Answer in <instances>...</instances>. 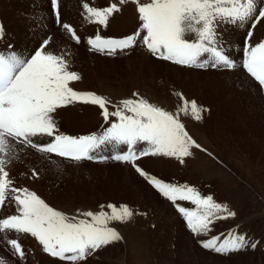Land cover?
I'll use <instances>...</instances> for the list:
<instances>
[{
	"label": "rangeland",
	"instance_id": "obj_1",
	"mask_svg": "<svg viewBox=\"0 0 264 264\" xmlns=\"http://www.w3.org/2000/svg\"><path fill=\"white\" fill-rule=\"evenodd\" d=\"M60 1L64 4V12L60 10L62 23L72 26L80 38L79 43L74 42L71 34L63 30V24L54 21L55 14L50 0H0V25H3L1 47L11 53H19L17 55H21L20 57L24 55V58H30L35 51L41 50V46L47 40L49 48L46 52L62 55L67 61L68 70L80 77L79 80L70 82L69 86L78 92H92L105 97L109 101L107 107L110 112L124 99L143 98L150 102L154 96L156 101L169 104V108L176 111L182 105L179 94H184L183 97L188 101L197 99L195 102L202 109L201 119L192 118L190 113L188 115L180 113L179 119L187 133L201 147L192 148V155L184 158V163L178 161L177 166L168 162L175 159L177 163L178 159L174 157L152 155L139 158L136 164L150 176L163 182L187 185L195 188L201 196H211L216 203L234 212L235 216L214 219L207 235L193 234L177 211L176 205L164 198L130 164L111 159L100 160L99 157L113 154L109 151V146L104 145L94 153L97 159L82 162L80 166L54 164L46 158L51 154L16 145L13 152L7 155L0 154L7 161L6 171L12 174V178L9 177L13 182L11 187H20L36 193L50 207L69 217L86 211L110 212L107 207L109 204L117 207L127 205L132 210L131 219L124 223L110 224L122 239L98 249L78 264H264V158L260 157L262 153L257 149V145L262 144L264 148V89L257 84L258 91L251 86V93L240 75H247L241 64L251 22L244 27L220 24L217 28L218 39L224 47L225 54L229 58L239 59L238 64L235 61L236 67L202 69L184 66L189 70H183L180 68L181 65L152 56L146 46L139 42L136 47L115 55L90 50L87 40L97 34L102 38H113L137 31L141 22L136 16L137 5L131 0L125 4H121L120 0ZM139 2L147 3L149 0ZM256 2L258 8L264 6V0ZM84 3L95 8L116 4L120 11L109 17L108 25L105 27L85 19L87 14L83 9ZM122 12L125 14L124 17L128 14V18L132 20V24L124 29L119 28L122 19L120 16L124 15ZM252 32L248 43L255 45L264 41V20L258 23ZM189 35L185 38L192 40L194 37ZM157 61L174 64L175 69L184 74L181 73L179 77L171 75L172 70L168 68L169 66L162 65L160 70ZM243 87L248 90V94L246 90L243 92ZM133 93H138V97L133 96ZM214 94L219 105L217 108L221 112L215 117L212 110L216 108L215 99L212 98ZM201 98L204 100L203 103L198 101L202 100ZM150 103L153 104L152 101ZM88 107H91V110ZM101 111L98 105L81 102L58 108L52 113L57 134L100 135L109 126L105 123ZM112 119L115 120L114 117ZM97 120L99 122L95 123ZM209 123L216 130L212 137V130L210 131L212 127ZM194 129L201 134L202 139L206 136L205 144H200L193 136L194 133L190 132ZM51 139L52 137L47 136L34 138L35 142L40 144H46ZM248 145H253L254 150L247 149L250 148ZM27 150L38 157L34 159L36 162L39 164L47 162V165L38 164L34 168L19 165L17 157L26 159L29 155L32 156ZM155 157L166 160L164 163L168 164V167H158L162 160L159 164L154 163L156 160L151 162L150 159ZM34 171L37 175H33ZM176 204L194 207L185 201H177ZM6 208L8 214L13 212L12 206ZM229 233L245 236L249 246L227 255L218 254L201 246L202 240L214 236L223 239ZM10 234L0 233V251L4 250L0 252V257H5L8 264H14L15 260L18 264L19 259L15 258L13 249L7 244V240L12 236ZM27 236L30 240L25 236L21 238L23 246L26 248L28 240V249L36 245L40 252L32 248V251L29 250L28 255L21 259L22 262L19 261L21 264H72L56 257L45 258L44 255L47 253L43 252L42 245L30 234ZM252 244H256V247H251Z\"/></svg>",
	"mask_w": 264,
	"mask_h": 264
},
{
	"label": "snow or ice",
	"instance_id": "obj_2",
	"mask_svg": "<svg viewBox=\"0 0 264 264\" xmlns=\"http://www.w3.org/2000/svg\"><path fill=\"white\" fill-rule=\"evenodd\" d=\"M129 0H120L121 4ZM137 5L141 22L136 32L123 38L90 37L87 44L91 51L115 55L142 43L154 57L189 68L236 67L225 54L218 39L220 24L244 27L251 22L247 32L244 58L241 68L264 89V41L248 43L256 25L264 20V6L258 8L256 0H149ZM57 22L60 19L59 0H51ZM85 19L107 27L109 17L119 12L116 4L95 8L84 3ZM71 37L80 42L79 36L69 24H63ZM191 34L192 40L186 39ZM3 25H0V38ZM41 50L30 58H22L12 52L0 54V154L7 155L16 145L73 162L95 160L94 155L102 145L109 146L110 156L100 160H114L130 164L135 171L152 185L164 198L176 205L177 211L195 235H207L214 219L234 217L226 206L216 203L211 196H201L195 188L163 182L141 169L136 161L144 156L174 157L181 163L192 155V148L201 146L187 133L179 114H191L201 119L202 109L183 97L182 105L172 113L146 99H124L114 111H109V101L92 92H78L69 86L79 80L77 73L68 70L64 57ZM138 97V93H133ZM74 102L98 105L109 126L100 135L71 136L57 134L52 118L58 108ZM115 118L113 120L112 118ZM52 137L46 144L36 143L34 138ZM143 145V146H141ZM204 150V149H201ZM206 151V150H205ZM0 155V209L11 199L16 214L0 216V233L30 234L44 253L61 261L78 262L93 255L98 249L122 239L112 222L124 223L133 216L127 205L109 204L110 212H78L69 217L50 207L36 193L28 189L11 187L12 180L5 169L7 161ZM33 175H37L35 171ZM177 201L189 202L194 207H184ZM103 209V206H101ZM226 213V215H220ZM90 218V219H89ZM205 249L227 255L249 246L245 236L229 233L221 239L214 236L200 241ZM13 255L23 259L25 252L17 239H8ZM251 247L255 248L256 244Z\"/></svg>",
	"mask_w": 264,
	"mask_h": 264
},
{
	"label": "bare ground",
	"instance_id": "obj_3",
	"mask_svg": "<svg viewBox=\"0 0 264 264\" xmlns=\"http://www.w3.org/2000/svg\"><path fill=\"white\" fill-rule=\"evenodd\" d=\"M50 2H51V0H50ZM52 6V5H51ZM60 10H62L63 12H64V4H63V2L62 1H60L59 0V11ZM126 10V9H125ZM52 11H53V13L55 14V22H56V13L54 12V10H53V8H52ZM135 11V10H134ZM133 11V12H134ZM137 11V10H136ZM123 13V12H122ZM124 14V13H123ZM129 14H130V11H129ZM134 14V13H133ZM1 15H3V14H1ZM121 15V14H120ZM60 16H61V13H60ZM123 16V17H122ZM122 16H120L122 19H118L121 23V25L119 26V28H122V29H124V28H127V27H129V25H130V23L132 22V20H130V17L128 18V14L126 15L127 17H124L125 16V14L124 15H122ZM136 16H138L137 14H136ZM117 17H118V15H117ZM112 20V19H111ZM117 20V19H116ZM54 22V23H55ZM65 22V21H64ZM4 24V23H3ZM7 24V23H6ZM59 24H63L62 23V16H61V18H60V21H59ZM132 24V23H131ZM12 25V24H11ZM9 26V25H8ZM11 27V26H10ZM9 28V27H8ZM63 28V27H62ZM234 28V27H233ZM63 30H64V28H63ZM66 30V29H65ZM67 31V30H66ZM51 33V32H50ZM54 34V33H53ZM68 34V33H67ZM131 34H133V32H131V33H129V34H127V35H124V36H113V38H122V37H125V36H128V35H131ZM11 35V34H10ZM78 36V35H77ZM17 37V36H16ZM191 36L189 35V38H190ZM8 38V37H7ZM12 38V37H11ZM54 40V39H53ZM190 40V39H189ZM17 41V40H16ZM51 42V41H50ZM53 42V41H52ZM74 42H76V41H74ZM54 44V43H53ZM1 45L2 44H0V54H4V55H7V54H9V53H11V51H8V49H5V48H3V47H1ZM90 46V45H89ZM75 48H76V46H74ZM91 47V46H90ZM48 48L49 47H47L46 49H45V51L46 50H48ZM53 48H55V47H53ZM71 50V49H70ZM128 50H130V49H128ZM127 50H125V52H126ZM101 53V52H100ZM117 53H119V51L117 52ZM123 53H124V51H123ZM16 54H19V53H16ZM57 54V53H56ZM69 54V53H68ZM67 54V55H68ZM103 54V53H102ZM65 55V54H64ZM21 56V55H20ZM67 57V56H66ZM65 57V58H66ZM22 58H24V55H22ZM68 59V61H69V57L67 58ZM71 59V58H70ZM230 59H232V57H230ZM234 62L235 61H237V64H238V60H235V59H232ZM241 61V60H240ZM155 63V62H154ZM156 64L159 66L160 65V68H158V69H160L161 70V67H162V65L163 66H169L168 68H170L172 71H171V75H175V76H180L181 75V73H182V71H179V70H177V69H175V67L174 66H176V65H174V64H170V63H168V62H160V61H157L156 62ZM167 64V65H166ZM170 64V65H169ZM167 68V69H168ZM180 68H182L183 70H189L188 68H186V67H184V66H182V67H180ZM245 72V71H244ZM239 73V72H238ZM182 74H184V73H182ZM191 75H192V73H191ZM241 75V79L247 84V87H249L248 89H249V91L251 90L250 89V87L252 86L253 88H255L256 89V91H258L257 89H258V82H256V81H254L251 77H249L248 75H245V74H240ZM161 77V76H160ZM177 77V78H178ZM179 79H181V78H179ZM239 82V81H238ZM238 82H236L237 84H238ZM159 83V82H158ZM184 84V83H183ZM245 84V85H246ZM258 84V85H257ZM164 85V84H163ZM166 85V84H165ZM169 85V84H168ZM186 85V84H185ZM240 85H242V84H240ZM242 86H244V85H242ZM173 87V86H172ZM239 87H241V86H239ZM252 88V89H253ZM171 89V88H170ZM243 92L246 90L247 91V94H248V90L247 89H245V87H243ZM154 90V89H153ZM163 90V89H162ZM239 90V89H238ZM237 90V91H238ZM158 91V90H157ZM210 91V90H209ZM245 91V92H246ZM164 92H166L165 90H164ZM169 92V91H168ZM204 92V91H203ZM251 93H252V91H250ZM154 93V92H153ZM213 93V92H212ZM257 93V92H256ZM167 94V93H166ZM238 94V93H237ZM254 94V93H253ZM184 95V94H183ZM188 95V94H187ZM217 95V94H216ZM189 96V95H188ZM202 96V95H201ZM213 96V95H212ZM247 96V95H246ZM157 97V96H156ZM244 97V96H243ZM189 98H191V97H189ZM203 98V97H202ZM201 98V99H202ZM213 99H215L214 101V107H216V108H213L212 110H214V117L218 114V112L219 113H221L220 112V109L218 110V108L217 107H219V105L217 104V96H215V94H214V96L212 97ZM239 98V97H238ZM208 99V98H207ZM151 101L153 102V104L154 105H156V106H158V107H161V108H165V110L166 111H169V112H171V111H176L175 109H173V108H169L170 107V105L169 104H165L164 102H159V101H156L155 99H154V96H152L151 97ZM150 101V102H151ZM193 101V100H192ZM194 101H197V99L196 100H194ZM198 101L200 102V103H203V99L202 100H200V99H198ZM210 102V101H209ZM225 102V101H224ZM167 103V102H166ZM212 103V102H211ZM198 104V103H197ZM167 105V106H166ZM169 105V106H168ZM203 105V104H202ZM88 106H90V105H88ZM206 106V105H205ZM208 107V106H207ZM91 107H88V109L89 110H91L90 109ZM74 112H75V110H74ZM172 113H174V112H172ZM176 113V112H175ZM174 113V114H175ZM234 114H236V113H234ZM233 114V115H234ZM230 115V114H229ZM232 115V116H233ZM91 116H92V114H91ZM203 116V115H202ZM86 118V117H85ZM95 119V118H94ZM190 119V118H189ZM205 119H207V118H205ZM203 120H204V118H203ZM191 121V120H190ZM97 122H99V120H97L95 123H97ZM185 122V121H184ZM202 122V121H201ZM204 124V123H203ZM212 124L211 123H209V126H211ZM219 125V124H218ZM190 126V125H189ZM216 126V125H215ZM208 127V126H207ZM212 127V126H211ZM219 127V126H218ZM210 128V127H209ZM214 128V126L212 127V129H210V131L212 132L211 133V137H212V134H214L215 133V131L216 130H214L213 129ZM210 131H208L209 133H210ZM190 132H193L194 134H193V136L197 139V141H199L200 142V144H202V143H204V140L206 139V136L205 137H203V139L201 138L202 136H201V134L200 133H198V131L196 130V129H194V130H191ZM203 133V132H202ZM208 133V134H209ZM224 134V133H223ZM65 135H71V134H65ZM85 135H87V134H85ZM192 135V134H191ZM71 136H74V135H71ZM201 136V137H200ZM76 137H79V136H76ZM201 139H202V141H201ZM214 140L216 139V138H213ZM207 141V140H206ZM240 142V141H239ZM256 143V142H255ZM205 144V143H204ZM258 144V143H257ZM206 146V145H205ZM248 146H250V145H248ZM247 146V147H248ZM256 146V145H255ZM254 146V147H255ZM258 146V147H257ZM256 147H257V149H259L260 151H261V153H262V155L260 154V157L262 156L263 158H264V155H263V153H264V148H263V144L262 145H257ZM209 148V147H208ZM246 148V147H245ZM247 149H250V150H254V148H253V145H251L250 146V148L248 147ZM247 149H246V151H247ZM28 151V153H30L32 156H30L29 155V157H26V159H24V157H17L18 158V160H17V163L20 165V164H22V165H27L28 167H35L36 165H38L39 163L38 162H36V160H34V159H37L38 157H36L35 156V154L34 153H32L30 150H27ZM108 151V150H107ZM248 153V152H247ZM250 153V152H249ZM248 153V154H249ZM256 153H257V151H256ZM194 154H195V152H194ZM193 154V155H194ZM258 154V153H257ZM103 155H105V154H103ZM195 155H199L200 156V154H198V153H196ZM46 158H48V159H50L54 164H68V165H75V166H80L81 164H83L82 162H85V161H87L88 162V160H83V161H80V162H77V163H72V162H69L68 161V159H65V158H61V157H58V156H56L55 154H51L50 156L49 155H47L46 156ZM59 158H61V159H64V160H61V159H59ZM186 158V157H185ZM65 160H67V161H65ZM154 160H156L155 162H154ZM162 159H160V157H155V158H153V159H150V161L151 162H154L155 164L157 163V164H159V162L161 161ZM201 160H202V158H201ZM249 160V159H248ZM144 161V160H143ZM166 160H162V163L158 166L159 168L161 167H165L166 168V166L168 165H166L164 162H165ZM178 161L179 160H177V163H176V160L174 159H172V160H168V162H169V164H171V165H178ZM198 161V160H197ZM261 161V160H260ZM173 162V163H172ZM174 162H175V164H174ZM185 162V161H184ZM187 162H188V160H187ZM198 163V162H197ZM202 163H203V161H202ZM249 163L251 164V161H249ZM41 164H43V165H47V162H42ZM41 164H39V165H41ZM204 164V163H203ZM49 165H51V163L49 164ZM181 165V164H180ZM168 167V166H167ZM158 168V169H159ZM179 171H180V169H179ZM201 172V171H200ZM262 174V173H261ZM12 174H9V177L11 176ZM10 178H12V176L10 177ZM9 178V179H10ZM11 180V179H10ZM15 188H20V187H15ZM8 202H10V204L8 203ZM7 206H12V208H13V212H10L9 214L7 213L8 212V210H7ZM8 216V215H13V214H16V208H15V204L11 201V199H10V197H9V199L6 201V204H5V206L3 207V209H1L0 210V216H2V217H6V215ZM2 235H3V233H2ZM10 235H12L10 238L12 239V237H14V239H17L18 240V242L21 244V247H22V249L24 250V252H25V256L26 255H28V252H29V250H30V252L32 251V248H35L34 250L36 251V250H38V248H37V246L36 245H33V246H31L29 249H28V240H30V238H28V236H27V234H15V233H11ZM23 236H25V237H27L28 238V240H27V243H26V248L23 246V244H22V242H21V238H23ZM7 249H9V248H7ZM6 249V250H7ZM4 250L2 249L0 252H3ZM14 251V250H13ZM39 251V250H38ZM37 251V252H38ZM40 252V251H39ZM34 254H35V252H33ZM44 255V254H43ZM42 255V256H43ZM45 256V258H46V256L49 258L50 256L47 254H45L44 255ZM15 258H17V259H19V261H21L22 262V260L20 259V258H18V256H16ZM16 261V260H15ZM15 261H14V264H16L15 263ZM19 261H17L18 262V264H21ZM23 263H24V260H23ZM0 264H8V260L5 258V257H0Z\"/></svg>",
	"mask_w": 264,
	"mask_h": 264
}]
</instances>
